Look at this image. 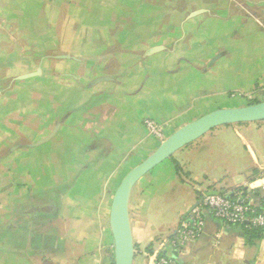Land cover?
Masks as SVG:
<instances>
[{"label": "crops", "instance_id": "1", "mask_svg": "<svg viewBox=\"0 0 264 264\" xmlns=\"http://www.w3.org/2000/svg\"><path fill=\"white\" fill-rule=\"evenodd\" d=\"M92 1L91 14L98 15L97 8L115 13L107 19V11L105 14L101 10L99 21L109 27L122 22L126 15L130 17L132 27H124L117 38L128 40L129 47L141 48L142 62L124 76V87L121 76L125 70L118 63L117 53L110 54L115 57L112 75L105 73L111 59L102 51L103 59L98 61L94 52V58L85 64L80 55H55L84 74L80 77L65 71L58 75L72 79L77 87L90 81L89 88L95 85L99 91L89 96L96 95L98 100L84 103L76 116L74 102V106L70 103L73 108L62 110L68 100L61 101L55 110L60 119L55 134L67 136L57 143L55 192L43 194L40 203L36 195L27 192L0 191V264H114V241L108 222L113 193L131 168L129 162L148 155L157 143L144 120L152 119L169 133L195 112L205 111L207 100L213 97L238 91L248 98L247 104L264 100V56L258 60L249 57L256 51L264 53V0ZM30 2L13 0L11 7L23 9L26 18ZM141 32L145 36L133 37ZM162 40L173 43L171 51ZM155 45L164 48L145 53ZM226 59H230L227 65L223 64ZM166 61L170 65H165ZM143 65L148 74L141 73ZM163 74L169 79L161 86L156 81L157 75ZM112 86L116 87L114 93ZM121 92L130 99L119 96ZM143 92L148 96L146 102L142 101ZM60 107L62 112L57 113ZM187 113L191 115L185 118ZM87 123L90 126H85ZM245 126L251 133L263 132L261 142L257 143L251 133L247 138L240 126L221 125L179 149L172 159L178 166L172 165L165 179V173L157 176L153 168L135 183L129 199L135 242L133 264H146L148 241L155 231L174 233L179 217L203 191L233 193L244 187L251 202L261 204L264 120ZM228 136L241 144L229 143L224 139ZM156 180H163V185L154 183ZM171 187L178 193L182 191L184 201L174 210L172 220H160L156 226L148 218L150 207ZM31 200L34 202L28 205ZM203 218L198 237L177 249L164 250L176 264H264V235H249L241 226L225 224L207 210Z\"/></svg>", "mask_w": 264, "mask_h": 264}, {"label": "rangeland", "instance_id": "2", "mask_svg": "<svg viewBox=\"0 0 264 264\" xmlns=\"http://www.w3.org/2000/svg\"><path fill=\"white\" fill-rule=\"evenodd\" d=\"M12 1L0 0V191H10L14 194L27 192L31 196L36 195L35 197H38V201L40 200L41 203L44 201L41 198L43 194L55 192L57 143H60V139L63 138L65 140L67 138L65 135L58 136L55 134V127L60 122L59 117L55 115V110L61 106V101L68 100L62 110L67 111L71 104L74 106V102L77 108L75 111L76 116L81 112L78 108L84 107V103L97 102L98 98H96V95L91 98L89 93L99 91L95 85L91 87H94V89L89 88L90 81L87 83L88 85H82L84 88L77 87V84L72 79L58 75L66 71L73 72L80 77L84 76L73 63L64 61L63 58H57L55 55L60 53L80 55L85 64L87 59H90V57L94 58L95 55L91 56L94 52L97 53L98 61L103 59L100 55V51H102V53L108 54L111 59V62H108L110 67L105 73L112 75L115 72V60H113L115 57L110 56V54L117 53L118 63L125 70L121 76V82L125 87L127 77L124 78V76H128L129 70L135 69L141 64V51L143 50L141 48L137 50L135 46L129 47L128 40L120 41L117 38L118 33L124 27L127 29L132 27L128 15L124 16L122 22L119 21L116 25L109 27V25L107 26L99 21L102 18L101 13L105 10L106 14L107 11V19L114 16L115 13L109 8H97L98 15L91 14L92 5L94 4L92 0H31V7L27 10L29 13L26 18L23 16V9L11 7ZM141 35L145 36L141 32V34H134L133 37L138 38ZM162 42H165L167 50L171 51L173 43L165 40H162ZM207 52L209 53L210 51ZM231 52L237 53V51ZM263 56V52L256 51L249 57L252 60H258ZM213 58L214 56L212 60ZM229 62L230 59H226L223 64L227 65ZM165 65L168 66L170 63L166 61ZM38 68L40 69V74L34 78L26 80L14 79L22 73L35 71ZM69 68L72 70H69ZM92 68L94 70L93 66ZM87 69L91 70L90 67ZM140 71L148 74L145 65ZM97 74L99 75V73ZM168 79L164 77V74L159 77L157 75L156 83L164 86ZM150 81L152 82V79ZM71 85L75 86V88L69 87ZM112 88V93H114L116 87L112 86ZM225 92L228 94L229 91L225 90ZM59 95L61 97L66 95L67 98L60 100L61 97ZM118 95L124 96L125 100L130 99V96L124 95L123 92H121V95L118 93ZM143 95L145 97L142 101L146 102L148 99L146 92H143ZM225 95L207 100L208 109L203 107V109L206 108L205 111L195 112L192 115V112L185 114V118L191 115L186 123L211 110L238 107L241 106L240 104L245 105L248 102V98L246 99V96L241 95L238 91H234L233 95L231 93L228 96ZM150 97L155 99L154 96ZM61 108L58 109L57 113L62 112ZM255 122H240L229 125L240 126L241 132L247 138H250L252 130L248 131L245 125ZM184 124L178 125L177 128ZM85 126L90 125L87 123ZM177 128L172 129L169 133L162 132L166 134V137ZM261 133L263 132L258 130L251 133V137L259 143L262 139ZM42 139L46 140L40 144L31 145ZM224 139L229 143L241 144L240 140L237 141L236 138L231 136L224 137ZM194 141L191 143H194ZM159 142L157 140L156 145ZM180 150L175 153H179ZM175 153L172 158L165 159L161 162L162 164H158L159 166L156 165L154 168L157 172L154 174L160 176L159 173H165L163 177L165 179L171 172L172 165L174 167L178 166L172 160L176 155ZM146 156L147 154L144 157ZM144 157L138 161L132 159L129 162L130 167L132 168ZM236 162L240 164L239 160ZM147 173L149 174L150 171ZM180 174L184 176L183 173ZM42 182L44 183L42 184ZM157 184L163 185V180L159 183L157 182ZM181 192L178 193L171 187L168 194L157 197L154 204L151 205L148 218L156 226L160 220H172L174 210L184 201V196H182ZM32 202L34 201L31 200L27 203L30 205ZM186 212L180 216L181 218L179 217L178 226ZM166 236L167 233H160L159 230L155 231L147 246L149 249L156 246Z\"/></svg>", "mask_w": 264, "mask_h": 264}, {"label": "water", "instance_id": "3", "mask_svg": "<svg viewBox=\"0 0 264 264\" xmlns=\"http://www.w3.org/2000/svg\"><path fill=\"white\" fill-rule=\"evenodd\" d=\"M163 48V45H155L148 48L145 53L151 54ZM38 74H40L39 68L15 78L26 79ZM262 120H264V100L238 107L211 110L178 127L160 141L144 159L130 168L116 187L109 206L108 222L114 241V264H133L134 261L135 242L129 217V199L133 186L141 177L165 159L170 158L177 150L215 127ZM56 129L57 125L55 131ZM45 140H38L31 145L40 144Z\"/></svg>", "mask_w": 264, "mask_h": 264}, {"label": "built area", "instance_id": "4", "mask_svg": "<svg viewBox=\"0 0 264 264\" xmlns=\"http://www.w3.org/2000/svg\"><path fill=\"white\" fill-rule=\"evenodd\" d=\"M144 125L157 140L162 141L165 138L163 128L152 119H145ZM205 210L225 224L238 225L245 230L256 228L264 235V206L251 202L244 187L233 193L203 191L181 219L176 231L148 250L146 264H176L173 257L165 254L164 250L177 249L198 237L203 228Z\"/></svg>", "mask_w": 264, "mask_h": 264}, {"label": "trees", "instance_id": "5", "mask_svg": "<svg viewBox=\"0 0 264 264\" xmlns=\"http://www.w3.org/2000/svg\"><path fill=\"white\" fill-rule=\"evenodd\" d=\"M254 102H257V100H253V101H250L249 103H254ZM221 192H224V191H221ZM262 206H264V199L261 201V204ZM243 228V227H242ZM245 230V229H244ZM247 233H249V235H252V236H258L260 235V232L259 230H257L256 228L254 229H251V230H245Z\"/></svg>", "mask_w": 264, "mask_h": 264}]
</instances>
